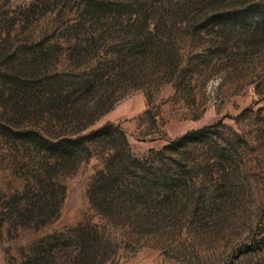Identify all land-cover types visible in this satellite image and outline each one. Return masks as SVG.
<instances>
[{
  "label": "rangeland",
  "instance_id": "374dc122",
  "mask_svg": "<svg viewBox=\"0 0 264 264\" xmlns=\"http://www.w3.org/2000/svg\"><path fill=\"white\" fill-rule=\"evenodd\" d=\"M99 1L126 2L0 0V209L6 195L21 191L38 168L31 149L16 148L20 144L11 133L59 131L47 124V106H36L32 79H73L96 69L114 47H125L123 29L99 24L94 42L75 34L85 6ZM127 1H139L157 12L155 18L174 24L181 80L176 88L150 62L129 64L127 76L94 88L97 94L111 93L106 102L111 108L81 134L118 125L131 152L146 158L186 131L222 124L208 146L171 155L174 170L191 177L187 190L170 201L125 204L110 217L91 206L87 194L106 155L96 148L62 178L55 220L39 228L0 223V264H66L73 247L51 248L41 240L79 225L96 226L103 264H264V26L254 31L241 21L244 3L259 0ZM217 24L224 32L216 31ZM199 53L205 54V65L195 57ZM73 97L76 105L95 100L90 92ZM196 111L199 118L193 119ZM221 148L229 161L218 164L215 152Z\"/></svg>",
  "mask_w": 264,
  "mask_h": 264
},
{
  "label": "trees",
  "instance_id": "16d2710c",
  "mask_svg": "<svg viewBox=\"0 0 264 264\" xmlns=\"http://www.w3.org/2000/svg\"><path fill=\"white\" fill-rule=\"evenodd\" d=\"M138 2L126 0L117 4L99 1L87 4L83 9V23L74 32L77 36L82 33L86 42H94L91 38L99 24L106 26V29H123L127 37L121 42V46L125 47H114L113 53L101 59L96 69L73 79L56 76L32 79L35 82L32 87L36 106H47V124H50V129L58 128L59 131H46V134L33 130L11 133L13 142L20 144L16 148L31 149L30 155L36 160L38 168L21 191L6 195L0 209V223L9 221L22 227L39 228L55 220L63 199L62 178L87 160L96 148L106 151V155L102 157L103 168L96 171L88 184L87 194L91 206L106 217H110L114 209L136 201H170L190 187V175H187V171L179 173L177 169L174 170L175 159L171 155H182V151L196 144L208 146L209 137L221 122L186 131L161 149L151 150L146 158H139L131 152L125 133L118 125L106 123L81 134L111 108L106 104L111 93L97 94L93 92L98 91L94 88H100L104 81L127 76L131 73L129 64L150 62L156 72L167 76L166 82H173L178 88L183 68L177 69L179 64L175 62L176 56H179L174 51L176 48L172 39L176 28L173 23L167 25L162 17L155 18V10L149 11ZM244 4L247 14L241 17L243 24L254 31L262 29L264 0ZM214 17L219 18L218 15ZM223 30L217 24L216 31ZM40 54L46 58L49 52L41 51ZM195 57L200 58L201 65H205L204 53ZM195 70L201 72L196 67ZM175 72L178 75L172 79ZM17 82L20 83V79ZM89 92L95 98L91 105L88 102L76 105L71 101L72 96L80 97ZM60 110L62 115L58 114ZM199 115L196 111L192 118L197 119ZM222 149L220 153L215 152V163L229 161ZM41 241L50 244L51 248L73 247L76 252L66 264H103L106 259L105 252H101L103 245L96 226L79 225L64 232H54ZM52 264L57 263L53 261Z\"/></svg>",
  "mask_w": 264,
  "mask_h": 264
}]
</instances>
